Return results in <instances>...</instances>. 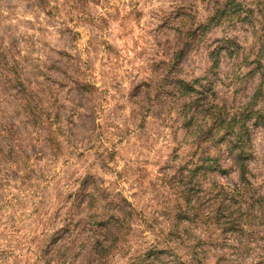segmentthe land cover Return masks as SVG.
<instances>
[{
  "label": "rangeland",
  "instance_id": "obj_1",
  "mask_svg": "<svg viewBox=\"0 0 264 264\" xmlns=\"http://www.w3.org/2000/svg\"><path fill=\"white\" fill-rule=\"evenodd\" d=\"M230 2L0 0V264H264V9ZM198 99L248 132L229 208L223 145L190 185Z\"/></svg>",
  "mask_w": 264,
  "mask_h": 264
},
{
  "label": "trees",
  "instance_id": "obj_2",
  "mask_svg": "<svg viewBox=\"0 0 264 264\" xmlns=\"http://www.w3.org/2000/svg\"><path fill=\"white\" fill-rule=\"evenodd\" d=\"M254 5L257 6V11L261 12L264 9V0H254ZM241 8V4L234 2L231 0L229 3V18H233V16L237 13V11ZM219 10H215L212 17L219 21ZM250 13V10H249ZM252 13V12H251ZM215 21V22H216ZM264 77V70H263ZM181 91V95L191 94L193 91L189 86H182L179 88ZM200 99L193 100L190 102L188 109L184 111V119H185V127L189 129V132L192 135L194 149L190 150L189 160L192 158L194 161L192 164L195 166L193 170L190 171V185L196 180L197 174L200 169H204L205 171L208 169H219V164L216 166H212L211 161H214V153L203 150V146L208 142L212 143L215 149H217L218 145H223L226 151V154L232 159L231 162L234 166L239 168L240 176H241V184L238 185L235 190L231 193L228 198L227 195H224L222 191L223 188H218L217 197L218 202H221V205H225L226 208L232 206V198L243 197L246 196L243 194L245 190V185H248V181L245 179V164L244 160L247 158L246 148L249 143V137L247 129L244 130V121H239L236 117L228 118L225 108L223 106H216L215 104H207L202 107L203 104ZM212 109V112L210 110ZM207 118L209 123L213 124L210 128L208 127L206 130L200 128L204 125L207 127L203 119ZM220 132H222L221 135ZM219 152V150L217 149ZM221 153V152H219ZM200 162V163H198ZM198 163V164H197ZM215 165V164H213ZM193 191V188H188ZM227 199L229 201H227ZM224 202V204H222ZM221 207V206H220ZM217 213L211 212L213 218L216 217L219 211H215ZM206 219H209L206 216ZM233 226V224H231ZM231 227V226H229ZM103 253L100 251L99 255L103 257ZM150 256L144 255L136 258V260L132 261L131 264H148Z\"/></svg>",
  "mask_w": 264,
  "mask_h": 264
}]
</instances>
